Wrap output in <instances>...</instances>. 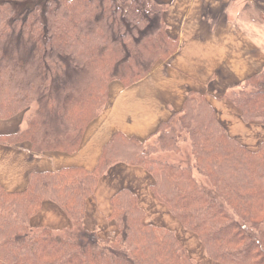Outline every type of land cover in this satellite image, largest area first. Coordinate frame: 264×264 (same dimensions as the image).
<instances>
[{"label": "trees", "instance_id": "1", "mask_svg": "<svg viewBox=\"0 0 264 264\" xmlns=\"http://www.w3.org/2000/svg\"><path fill=\"white\" fill-rule=\"evenodd\" d=\"M153 0H0V119L31 110L25 127L0 142H27L34 154L73 153L86 125L102 111L108 84L129 86L178 48ZM223 98L243 122L264 125V68ZM189 140L191 161L157 155ZM139 166L150 189L181 226L223 264H264V140L256 150L232 137L213 106L188 91L179 111L147 139L115 133L93 170L34 171L22 191L0 186V264H193L175 233L144 222L135 194L110 198L112 239L84 228L86 199L115 163ZM199 178H205L202 185ZM44 200L58 205L70 228L32 226Z\"/></svg>", "mask_w": 264, "mask_h": 264}, {"label": "crops", "instance_id": "2", "mask_svg": "<svg viewBox=\"0 0 264 264\" xmlns=\"http://www.w3.org/2000/svg\"><path fill=\"white\" fill-rule=\"evenodd\" d=\"M153 1L165 6L162 18L167 34L178 40L177 50L167 59L155 62L145 77L129 86L112 80L102 111L86 125L75 152L34 154L27 142H0V186L4 190H24L29 173L34 171L68 167L93 170L103 146L115 133L139 141L147 139L181 109L188 91L202 93L227 132L248 149H257L264 140V125L243 122L238 108L223 94L264 68V0ZM25 113L0 119V135L22 130ZM152 184V177L143 168L113 164L86 199L84 228L95 231L101 239H112L117 228L109 219V201L125 188L135 194L145 212V223L172 230L186 249L191 247L197 242L195 235L185 230L155 198ZM30 224L60 232L70 228L66 213L50 200L41 203ZM204 262L216 264L209 258Z\"/></svg>", "mask_w": 264, "mask_h": 264}, {"label": "rangeland", "instance_id": "3", "mask_svg": "<svg viewBox=\"0 0 264 264\" xmlns=\"http://www.w3.org/2000/svg\"><path fill=\"white\" fill-rule=\"evenodd\" d=\"M115 1L118 5H120L122 7H125L126 2H127V0H115ZM34 108L35 107H33L31 110H33ZM31 110H26L25 117H24V124H25V119ZM24 127H25V125H24ZM157 156L159 158H163V159L167 160L171 164L185 165L187 163H190L188 161L185 162V160H184L186 158H189L190 160L192 159L189 140L187 139V137L182 139V141L179 145V151H177V152H174V151L163 152V153L158 154ZM180 157H181V159H180ZM199 180L201 181L202 185H207V186L209 185L205 178H201V179L199 178ZM197 242L193 243V245L187 249L182 242H181V244L183 245L187 255L193 261V264H205L204 259L207 257L204 254L202 244L198 241V239H197ZM216 264H223V263L216 262Z\"/></svg>", "mask_w": 264, "mask_h": 264}]
</instances>
